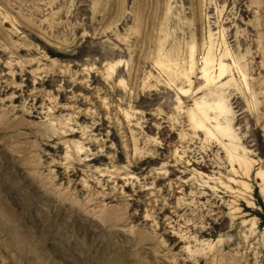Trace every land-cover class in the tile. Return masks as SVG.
<instances>
[{
    "label": "rangeland",
    "instance_id": "374dc122",
    "mask_svg": "<svg viewBox=\"0 0 264 264\" xmlns=\"http://www.w3.org/2000/svg\"><path fill=\"white\" fill-rule=\"evenodd\" d=\"M0 264H264V0H0Z\"/></svg>",
    "mask_w": 264,
    "mask_h": 264
},
{
    "label": "bare ground",
    "instance_id": "6f19581e",
    "mask_svg": "<svg viewBox=\"0 0 264 264\" xmlns=\"http://www.w3.org/2000/svg\"><path fill=\"white\" fill-rule=\"evenodd\" d=\"M216 109L219 110V112H224V108H223V104L221 102H218L216 104ZM218 112V114L220 115V113ZM202 114V113H201ZM218 114H217V117H218ZM194 118V117H193ZM202 118V117H201ZM205 119V118H204ZM207 119V118H206ZM207 121V120H206ZM196 124L197 126L202 129V130H205L209 133H211V130L206 126L205 122L203 120H199V119H196ZM217 129H219L221 132H223L224 136H227V137H230V133H229V127L227 125H223V124H218L217 126ZM226 148L228 149L229 153H231V156L233 157V153L231 148H229L228 146H226ZM237 157V156H236ZM241 157V156H240ZM235 158V157H234ZM237 159V158H236ZM247 161V160H246ZM241 164H246L247 165V162H245V160H242L241 161ZM249 171V170H248ZM249 202V201H248ZM255 226V224H254ZM255 228V227H253Z\"/></svg>",
    "mask_w": 264,
    "mask_h": 264
}]
</instances>
